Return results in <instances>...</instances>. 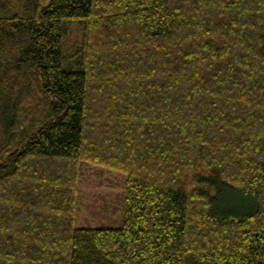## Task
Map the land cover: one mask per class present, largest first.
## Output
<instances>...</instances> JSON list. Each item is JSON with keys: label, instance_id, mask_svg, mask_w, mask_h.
Masks as SVG:
<instances>
[{"label": "trees", "instance_id": "obj_1", "mask_svg": "<svg viewBox=\"0 0 264 264\" xmlns=\"http://www.w3.org/2000/svg\"><path fill=\"white\" fill-rule=\"evenodd\" d=\"M0 264H264V0H0Z\"/></svg>", "mask_w": 264, "mask_h": 264}, {"label": "rangeland", "instance_id": "obj_2", "mask_svg": "<svg viewBox=\"0 0 264 264\" xmlns=\"http://www.w3.org/2000/svg\"><path fill=\"white\" fill-rule=\"evenodd\" d=\"M64 40V51L70 56L83 50L84 31L72 25ZM125 177L120 173L82 164L78 182L76 228H119L123 224Z\"/></svg>", "mask_w": 264, "mask_h": 264}]
</instances>
